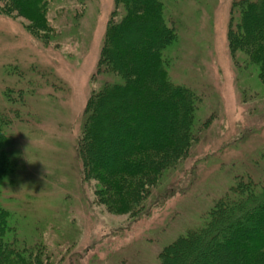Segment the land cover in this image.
<instances>
[{
    "label": "rangeland",
    "instance_id": "rangeland-1",
    "mask_svg": "<svg viewBox=\"0 0 264 264\" xmlns=\"http://www.w3.org/2000/svg\"><path fill=\"white\" fill-rule=\"evenodd\" d=\"M233 1L166 3L176 43L162 62H169L168 80L199 99L198 139L158 189L147 215L136 219L99 202L98 184L84 178L78 153L115 0L55 5L64 8L67 24L55 26L62 36L48 45L27 30L25 20L0 13V116L8 118L5 152L15 165L2 186L1 203L16 236L9 245L21 257L46 256L42 264H161L163 252L200 228L237 179L250 174L259 184L264 89L257 73L239 72L231 58ZM76 12H83L78 20ZM105 110L111 112L109 106ZM114 147L106 148V157Z\"/></svg>",
    "mask_w": 264,
    "mask_h": 264
},
{
    "label": "trees",
    "instance_id": "trees-1",
    "mask_svg": "<svg viewBox=\"0 0 264 264\" xmlns=\"http://www.w3.org/2000/svg\"><path fill=\"white\" fill-rule=\"evenodd\" d=\"M1 1L5 5L0 13L25 20L27 30L43 44L61 38L55 26L67 23L64 8L55 10V5L66 0ZM176 1L183 0H115L96 75L100 77L93 83L98 88L88 101L78 140L84 178L97 182L99 202L134 219L147 215L158 189L198 139L199 99L184 86L173 85L169 62H162L176 43L165 6ZM52 12L57 14L54 19ZM228 44L237 70H250V77L257 73L264 89V0L233 1ZM108 106L111 112L105 110ZM7 119L0 116V264H42L46 256L21 257L9 245L16 236L1 203L2 186L15 173L5 152L10 144ZM108 146H115L110 159L104 153ZM248 175L213 205L200 228L187 231L163 252L161 264H264V171L256 179L259 187Z\"/></svg>",
    "mask_w": 264,
    "mask_h": 264
}]
</instances>
